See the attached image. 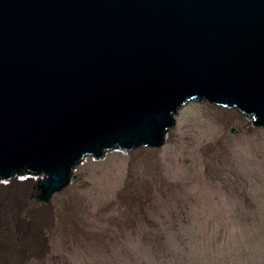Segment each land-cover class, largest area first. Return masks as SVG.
<instances>
[{"label": "water", "instance_id": "obj_1", "mask_svg": "<svg viewBox=\"0 0 264 264\" xmlns=\"http://www.w3.org/2000/svg\"><path fill=\"white\" fill-rule=\"evenodd\" d=\"M209 106L264 130V0H0L1 187L46 177L50 209Z\"/></svg>", "mask_w": 264, "mask_h": 264}, {"label": "rangeland", "instance_id": "obj_2", "mask_svg": "<svg viewBox=\"0 0 264 264\" xmlns=\"http://www.w3.org/2000/svg\"><path fill=\"white\" fill-rule=\"evenodd\" d=\"M172 128L161 155L82 167L50 209L27 183L6 240L23 252L0 264H261L264 130L211 106L186 108Z\"/></svg>", "mask_w": 264, "mask_h": 264}, {"label": "bare ground", "instance_id": "obj_3", "mask_svg": "<svg viewBox=\"0 0 264 264\" xmlns=\"http://www.w3.org/2000/svg\"><path fill=\"white\" fill-rule=\"evenodd\" d=\"M22 179L24 180L25 177H22ZM26 184L27 183L12 182L10 183V188L0 186V262L6 258L9 251H15V256L20 255L23 252V246L16 247L11 245L9 240L8 242L6 240L9 238V236H14L20 230L19 225L16 221H14L15 217L13 216V211L17 209L15 201L16 197L19 194L25 197L27 195L26 192L28 189H30V187H26ZM38 185L39 188L41 187L44 188V190H48V186L46 185V177H43L42 183H38ZM37 224L38 223L35 221V219H33V222L29 226L26 224L27 233H33ZM20 237L23 239L26 238L23 232L20 234ZM17 249L22 250L20 252H16ZM3 264H5V262Z\"/></svg>", "mask_w": 264, "mask_h": 264}, {"label": "trees", "instance_id": "obj_4", "mask_svg": "<svg viewBox=\"0 0 264 264\" xmlns=\"http://www.w3.org/2000/svg\"><path fill=\"white\" fill-rule=\"evenodd\" d=\"M260 239L264 241L263 238H260ZM229 247H227V248H229ZM245 247H248V246L245 245ZM259 247H261V254H260V256L262 257L261 264H264V242H261V245ZM241 251H242L244 256H247V250L244 247L241 248ZM245 259H248V260H245ZM243 263L244 264H251L250 258L244 257ZM163 264H186V261L185 260H181V261L180 260H177V261H174V260L171 261L170 260V261L163 262ZM197 264H199V263H197ZM221 264H230V262L226 261V262L221 263Z\"/></svg>", "mask_w": 264, "mask_h": 264}]
</instances>
